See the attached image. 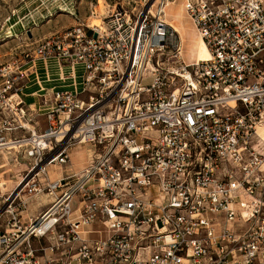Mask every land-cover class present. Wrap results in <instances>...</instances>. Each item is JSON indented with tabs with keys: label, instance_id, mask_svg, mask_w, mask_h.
<instances>
[{
	"label": "built area",
	"instance_id": "built-area-1",
	"mask_svg": "<svg viewBox=\"0 0 264 264\" xmlns=\"http://www.w3.org/2000/svg\"><path fill=\"white\" fill-rule=\"evenodd\" d=\"M166 1L0 64V152L22 148L25 186L42 174L53 198L23 222L3 198L0 264H264V0H182L205 61L183 58ZM50 58L83 81L46 91L40 112L21 68ZM75 144L83 168L51 180Z\"/></svg>",
	"mask_w": 264,
	"mask_h": 264
},
{
	"label": "rangeland",
	"instance_id": "rangeland-1",
	"mask_svg": "<svg viewBox=\"0 0 264 264\" xmlns=\"http://www.w3.org/2000/svg\"><path fill=\"white\" fill-rule=\"evenodd\" d=\"M160 1L162 0H0V64L11 62L20 64L23 53L31 51L41 40L78 24L93 25L92 17L98 16L102 20L107 14L119 9L120 5L128 11L134 12L140 10L143 6H153L155 11ZM166 2L170 3L167 10L169 13L176 12L181 15L176 20L184 28L183 45L180 39L183 48V58L186 61H190L193 59L189 54V49L192 47L191 40L197 33L184 10H177L179 4L183 5L182 0H168ZM103 6H107V14L99 16L100 8ZM47 60L49 59H34L32 62L25 63L21 71L27 70L29 79H36L37 77L38 81L39 71L46 72ZM53 60L50 59V61ZM54 62L62 66L56 60ZM75 71L77 82L80 84L83 80V75H80L78 68ZM68 72L71 73V70L69 69ZM45 91H49V89L46 88ZM45 94L48 98L49 94L47 92ZM38 102L45 106L50 104V100L44 101L43 97H39ZM41 108L42 110L44 109L43 107ZM81 145L82 147L79 144H75L69 149L70 162H67L66 165L61 167L57 164L47 166L48 176L51 180L56 175H59L61 171H69L70 169L78 171L83 168L86 154L84 152L81 155V152L85 150V146ZM21 151L22 148L0 152V195H2L0 197V206L3 204V198L10 194L9 201H12V207L16 211L14 215L16 214L19 219L22 218V220L27 221L29 217L32 218L37 215L45 206L42 203V197L50 198L52 195L47 193L45 184L48 180L43 178L45 176L42 174L40 183H38L41 191H33L30 190L29 186H25V181L22 180V177L27 170L28 159L22 156ZM21 200H24L25 203ZM23 204L25 207H22ZM5 206H1V210ZM20 210H23L22 214ZM22 216L25 217L23 218ZM9 217V214H1L0 229L4 227Z\"/></svg>",
	"mask_w": 264,
	"mask_h": 264
},
{
	"label": "crops",
	"instance_id": "crops-1",
	"mask_svg": "<svg viewBox=\"0 0 264 264\" xmlns=\"http://www.w3.org/2000/svg\"><path fill=\"white\" fill-rule=\"evenodd\" d=\"M46 65H47L46 72L43 73L42 70L39 71V73H38V79L39 80L38 81H37V77H36V79L33 78L32 80H30L29 75H28V83H27V86L24 89L23 95H22V99L24 100V102L26 104L36 105L37 107L36 106H34V107L36 109H38L39 111L46 110L48 107H50V105L45 106V105H41L38 102V98L40 96H43L46 93V91H45L46 88L49 89V91L51 92L53 90H58V89H68V88L73 86V83H71L69 81H62L61 79H59V74H63V76L65 75V77H68V75L70 74V73H68L69 67L59 66V65H57L56 62H54V60L53 61L47 60ZM78 72L80 73V75L81 74L83 75V72L80 68H78ZM82 81H81L79 87H76L74 90H72L73 92H77L81 88ZM69 90H71V89H69ZM41 107H43L44 109L42 110ZM44 194L46 195V193H44ZM42 199H43L42 203H44L45 206H47L53 200L52 197H50V198L42 197ZM22 202L25 203L24 200ZM45 206L43 207V209L45 208ZM22 207H25V205L23 204ZM41 211H39L37 213V215ZM22 212H23V210H20L21 214H22ZM37 215H35V216H37ZM22 217L24 218L25 216H22ZM21 221L23 222L24 220H22V218H21Z\"/></svg>",
	"mask_w": 264,
	"mask_h": 264
},
{
	"label": "bare ground",
	"instance_id": "bare-ground-1",
	"mask_svg": "<svg viewBox=\"0 0 264 264\" xmlns=\"http://www.w3.org/2000/svg\"><path fill=\"white\" fill-rule=\"evenodd\" d=\"M169 4L170 3H167L166 4V9H165V16H164V20L166 21V23L175 31V32H177L178 34H179V36H180V39H181V41H182V45H183V43H184V38H183V26L179 23V22H177V20L176 19H178L181 15H179L178 13H176V12H174V13H169L167 10H168V8H169ZM106 7L107 6H103V7H101L100 8V15L99 16H102V15H104L107 11H106ZM177 10H179V11H181V10H183V6L182 5H180L179 4V7H178V9ZM176 10V11H177ZM107 14V13H106ZM92 21H93V25H102V22H101V19L100 18H98V16L97 17H92ZM191 45H192V47L189 49V54H190V57L191 58H193V59H195V60H198V61H205V60H207L208 59V57H209V54H208V51H207V49H206V47H205V45H204V43H203V41L200 39V37L198 36V35H194V37L192 38V40H191ZM50 59H52L53 60V58H50ZM49 59V60H50ZM54 60H56V59H54ZM34 61V60H33ZM57 61V60H56ZM32 62V61H31ZM60 64V63H59ZM34 65V64H33ZM61 65V64H60ZM63 66V65H62ZM64 67V66H63ZM66 67H69L68 68V70L70 69L71 70V73L70 72H68V73H70L69 75H68V77H65V75L63 76V74H59V79H61L62 81H69V82H71V83H73V87L71 88V90H74L76 87H79L80 86V84H78V82H77V77H76V75H75V69L76 68H80L81 70H82V72H83V68H82V66L81 65H78V64H75V65H72V66H66ZM61 70V69H60ZM55 80V79H54ZM27 83H28V81H27ZM27 83H26V86H27ZM77 84V85H76ZM26 86H25V88H26ZM24 88V89H25ZM24 89H23V91H24ZM67 90H69V89H67ZM256 133H257V135H258V137H259V139L261 140V141H263L264 142V124H262V125H259L258 127H257V130H256ZM80 145V147H82V145L81 144H79ZM85 149V148H84ZM84 152H85V150H83V152H81V155H83L84 154ZM53 165V164H52ZM4 185H5V183H4ZM3 185V186H4ZM2 186V187H3ZM20 196V195H19Z\"/></svg>",
	"mask_w": 264,
	"mask_h": 264
}]
</instances>
